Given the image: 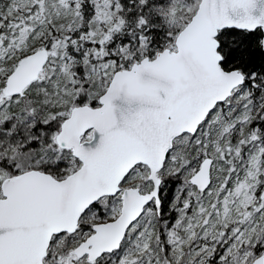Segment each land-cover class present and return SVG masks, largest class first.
<instances>
[{
  "label": "snow or ice",
  "instance_id": "1",
  "mask_svg": "<svg viewBox=\"0 0 264 264\" xmlns=\"http://www.w3.org/2000/svg\"><path fill=\"white\" fill-rule=\"evenodd\" d=\"M0 264H264V0H0Z\"/></svg>",
  "mask_w": 264,
  "mask_h": 264
}]
</instances>
